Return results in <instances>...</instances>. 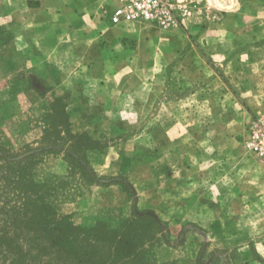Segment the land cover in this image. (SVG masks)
Segmentation results:
<instances>
[{"label":"rangeland","instance_id":"rangeland-1","mask_svg":"<svg viewBox=\"0 0 264 264\" xmlns=\"http://www.w3.org/2000/svg\"><path fill=\"white\" fill-rule=\"evenodd\" d=\"M45 3L15 12L11 0H0L1 200L35 190L76 226L106 224L118 231L127 222L146 264H188L178 246L189 238L201 247L200 264H264V161L244 146L264 113L246 111L220 77L219 58L208 56L218 47L214 37L225 30L218 24L232 12L233 0H200L181 27L170 30L111 24L116 0ZM26 16L52 31L32 36L49 37L41 48L44 77L17 54L27 46L14 43L11 17ZM261 28L258 23L256 31ZM30 39L37 50L45 42ZM256 60L257 84L264 85V52ZM201 154L221 164L206 173L240 175V198L209 201L232 240L222 248L216 240L224 231L209 234L197 222L172 242L169 222L151 208L155 196L170 190L192 192L183 183L185 166ZM114 181L119 183L107 185ZM222 187L232 192L233 184L197 190L217 193ZM141 199L148 209H140Z\"/></svg>","mask_w":264,"mask_h":264},{"label":"crops","instance_id":"crops-1","mask_svg":"<svg viewBox=\"0 0 264 264\" xmlns=\"http://www.w3.org/2000/svg\"><path fill=\"white\" fill-rule=\"evenodd\" d=\"M39 1L35 4L36 6H33L31 0H11V5L15 12L23 7L34 10L35 8L42 9L47 5L45 3L46 0ZM59 1L65 3L67 0ZM232 9V12L225 14L222 18L223 21L218 24L220 27L225 28V30L216 33L214 39L218 43V47L213 49L214 53L208 54V56L209 60L210 57L219 58V64L216 66L218 67L217 71L220 77L223 78L224 82L235 94L246 111L253 116L264 113V85L257 84L256 80L258 72L256 57L258 53L264 52V44L257 45L258 38L264 39V35H260L264 32V18H261V15L264 14V0H233ZM230 14H232V17ZM258 19H260L259 22L257 21ZM11 20L14 26V43L17 44L18 40H24L27 46L25 51H18L17 54L22 56L25 54L28 60L27 65L33 72L44 77L47 71L45 67L47 59L44 58L46 57V53L41 48L46 44V40L49 37L43 35L37 37L32 36L37 33H46L48 35L52 31L48 32L49 26L43 23V21H40V19L35 20L32 16H26L22 19L11 17ZM258 23L263 24L260 32L256 31ZM50 36V38H54L53 35ZM30 38H41L40 40L44 39L45 42L42 41L40 43V49L37 50L33 42L35 39ZM229 43L232 44V47L227 45ZM211 65L214 68V63ZM228 76L233 77V79ZM236 78H239V80L242 79V81L238 82L237 88L234 84L232 85ZM198 158L200 159H197L195 162L191 159L190 163H186L184 171L186 178L183 179V183L192 192L176 193L170 190L163 197L155 196L154 206L151 207L156 210L162 220L169 222V239L172 242L179 238L183 228L190 222H197L209 234H216L220 230H223L221 229L223 227L221 221L215 219L218 207L209 201L214 199L225 200L230 196L240 198V191L238 188H235L238 180L240 182L239 173L235 174L234 170L231 178L229 176L224 178L223 174H219V171L215 172L214 175H210L206 172L211 170V166H217L219 169L221 164L219 165L216 161L212 162L205 159L203 154H201V157L198 156ZM167 181L171 182L172 179L169 178ZM226 182H232V192H226L223 187L217 193L203 189L201 190L203 192L199 193L200 191L197 190V186L200 185H222ZM140 201V209H148L144 203V199ZM106 216L108 218L112 216V211ZM223 231L224 234L220 235L216 240L218 248L225 247L227 242H232L231 239H227L230 237L225 234L227 233L226 229ZM223 236H226V239ZM166 246L171 247L169 244H166ZM178 247L181 248L184 261L188 264H200L201 247L193 243V238H189L184 244H180Z\"/></svg>","mask_w":264,"mask_h":264},{"label":"trees","instance_id":"trees-1","mask_svg":"<svg viewBox=\"0 0 264 264\" xmlns=\"http://www.w3.org/2000/svg\"><path fill=\"white\" fill-rule=\"evenodd\" d=\"M34 191L16 200L0 196V264H146L138 236L130 238L125 229L127 222L118 231L106 224L79 227ZM135 216L154 221L150 215Z\"/></svg>","mask_w":264,"mask_h":264},{"label":"built area","instance_id":"built-area-1","mask_svg":"<svg viewBox=\"0 0 264 264\" xmlns=\"http://www.w3.org/2000/svg\"><path fill=\"white\" fill-rule=\"evenodd\" d=\"M200 0H116L110 22L116 26L143 24L162 30L181 27ZM245 148L264 161V119L255 120L244 141Z\"/></svg>","mask_w":264,"mask_h":264}]
</instances>
